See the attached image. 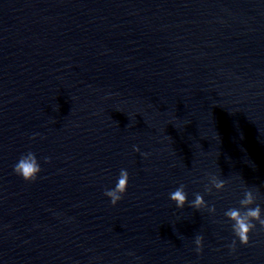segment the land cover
<instances>
[{"label":"water","instance_id":"water-1","mask_svg":"<svg viewBox=\"0 0 264 264\" xmlns=\"http://www.w3.org/2000/svg\"><path fill=\"white\" fill-rule=\"evenodd\" d=\"M245 188L264 216V0H0V264H264Z\"/></svg>","mask_w":264,"mask_h":264},{"label":"clouds","instance_id":"clouds-1","mask_svg":"<svg viewBox=\"0 0 264 264\" xmlns=\"http://www.w3.org/2000/svg\"><path fill=\"white\" fill-rule=\"evenodd\" d=\"M133 151L139 152L140 149L133 145ZM141 156L147 157L149 153L142 152ZM45 162H49V157L43 158ZM42 171L40 164L37 161L35 153L28 151L22 154L17 163L13 166V172L20 176L24 181L33 182L37 179V174ZM208 183L204 185L205 193H211L213 188L217 191L224 189L226 181L220 179L215 174H207ZM128 186V172L126 169H121L119 177L115 186L111 189H106L104 195L110 199V203L115 205L123 198ZM195 198L191 202L187 201V194L185 192V185L180 184L174 191L169 193L170 200L175 202L177 208H183L186 202L194 209L207 208L208 212H215V207L208 205L203 196L199 193L194 194ZM259 198L258 189L245 188L243 198L239 200V208H229L224 215L232 221V232L236 239L227 245L230 251L236 248L237 239L241 245L249 244V233L253 232L259 225V230L264 231V216H262V209L257 200ZM254 205V207H253ZM201 235H196L194 239L195 251L200 253L202 250Z\"/></svg>","mask_w":264,"mask_h":264}]
</instances>
